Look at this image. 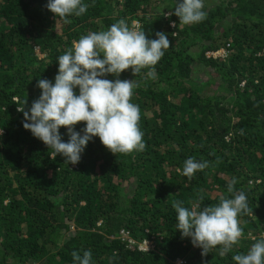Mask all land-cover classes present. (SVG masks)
I'll return each mask as SVG.
<instances>
[{
  "label": "trees",
  "instance_id": "obj_1",
  "mask_svg": "<svg viewBox=\"0 0 264 264\" xmlns=\"http://www.w3.org/2000/svg\"><path fill=\"white\" fill-rule=\"evenodd\" d=\"M47 2L0 0V264H73L74 250H90L92 264H235L264 236V0H204L207 18L188 25L176 0H84L68 23ZM120 19L170 41L155 66L106 77L138 82L145 149L114 154L96 136L79 162L52 160L18 106L38 98L39 79L54 82L74 41ZM189 157L208 162L191 179L181 174ZM233 178L249 206L242 235L225 256L202 255L176 229L173 204L216 205Z\"/></svg>",
  "mask_w": 264,
  "mask_h": 264
},
{
  "label": "clouds",
  "instance_id": "obj_2",
  "mask_svg": "<svg viewBox=\"0 0 264 264\" xmlns=\"http://www.w3.org/2000/svg\"><path fill=\"white\" fill-rule=\"evenodd\" d=\"M46 6L66 23L70 22L69 17L81 16L88 10L84 0H48ZM174 14L185 25L207 18L204 0H176ZM156 37L149 39L136 22L130 26L125 19H120L106 30L89 32L74 41L57 58L54 82L46 78L37 81V88L42 90L40 95L30 108L26 110V100L23 107L18 106V111L24 115V128L52 150L49 152L52 160L61 155L69 164L79 162L87 144L96 136L114 154L145 149L144 133L139 126L140 108L131 102L138 82L106 77L109 74L119 77L130 67L137 74L155 66L170 47L166 33L157 32ZM148 75L154 77L155 73L149 71ZM81 121L86 123L77 131L75 126ZM61 126L67 127L66 142ZM206 167L207 161L189 157L181 174L191 179ZM236 182L233 178L228 184L231 198L221 197L216 205L201 208L196 203L189 208L182 206V201L173 204L176 229L182 237H190L193 246L202 249V255L219 247V255L223 257L242 235L238 217L247 213L249 206L246 194L234 191ZM198 200H203V196ZM72 257L73 264H92L90 250L83 251V255L74 250ZM232 260L235 264H264V236L247 253L233 255Z\"/></svg>",
  "mask_w": 264,
  "mask_h": 264
},
{
  "label": "built area",
  "instance_id": "obj_3",
  "mask_svg": "<svg viewBox=\"0 0 264 264\" xmlns=\"http://www.w3.org/2000/svg\"><path fill=\"white\" fill-rule=\"evenodd\" d=\"M210 54L213 55V56L226 55V54H227V51H226L225 49H221V50H219V51H217V52H213V53H210ZM123 233H125V232L123 231ZM151 243H152V242L144 241V242L140 245V247H141L142 249H146V250H147V249L150 248Z\"/></svg>",
  "mask_w": 264,
  "mask_h": 264
},
{
  "label": "rangeland",
  "instance_id": "obj_4",
  "mask_svg": "<svg viewBox=\"0 0 264 264\" xmlns=\"http://www.w3.org/2000/svg\"><path fill=\"white\" fill-rule=\"evenodd\" d=\"M42 56H44L43 54H41Z\"/></svg>",
  "mask_w": 264,
  "mask_h": 264
}]
</instances>
